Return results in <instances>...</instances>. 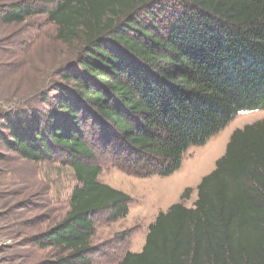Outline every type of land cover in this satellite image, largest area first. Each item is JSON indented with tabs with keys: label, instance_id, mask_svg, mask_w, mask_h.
<instances>
[{
	"label": "trees",
	"instance_id": "16d2710c",
	"mask_svg": "<svg viewBox=\"0 0 264 264\" xmlns=\"http://www.w3.org/2000/svg\"><path fill=\"white\" fill-rule=\"evenodd\" d=\"M33 15L79 54L44 111L0 120V145L71 168L67 217L33 243L61 252L45 264H93L96 225L127 217L132 199L99 182L87 135L96 130L135 173L168 176L236 115L264 110V0H27L0 10L4 24ZM196 194L192 208L160 213L142 251L115 264H264V118L232 132Z\"/></svg>",
	"mask_w": 264,
	"mask_h": 264
},
{
	"label": "rangeland",
	"instance_id": "374dc122",
	"mask_svg": "<svg viewBox=\"0 0 264 264\" xmlns=\"http://www.w3.org/2000/svg\"><path fill=\"white\" fill-rule=\"evenodd\" d=\"M26 1L0 0V10ZM79 50L77 42L58 39L57 27L46 15H33L21 24L0 20V120L28 109L44 111V97L53 101L54 89L65 87L63 70L74 66ZM262 118L264 110L239 113L205 145L191 146L180 168L168 176L135 173L114 160L107 145H98L96 130L94 136L87 135L102 167L99 182L132 199L127 217L96 225L91 244L99 252L93 264H115L126 251L140 253L147 228L160 213L175 203L192 205L198 184L224 155L232 132ZM75 185L73 171L62 158L36 164L0 145V264H45L61 255L57 249L35 246L33 240L67 217ZM185 190L191 195L183 200Z\"/></svg>",
	"mask_w": 264,
	"mask_h": 264
},
{
	"label": "crops",
	"instance_id": "0c3cea01",
	"mask_svg": "<svg viewBox=\"0 0 264 264\" xmlns=\"http://www.w3.org/2000/svg\"><path fill=\"white\" fill-rule=\"evenodd\" d=\"M196 198H197V197H196ZM196 198H195V200H196ZM195 200H194V201H195ZM194 201H193V202H194ZM180 203L182 204V202H180ZM192 204H193V203H192ZM183 206H184L185 208H188V209L192 208V205H190V206H186V205L183 204ZM147 233H148V232H147ZM132 253H134V252H132Z\"/></svg>",
	"mask_w": 264,
	"mask_h": 264
}]
</instances>
